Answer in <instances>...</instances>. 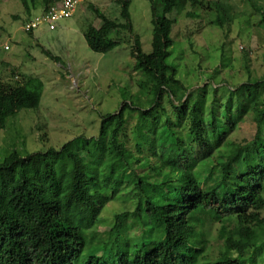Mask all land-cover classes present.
<instances>
[{
    "label": "trees",
    "instance_id": "1",
    "mask_svg": "<svg viewBox=\"0 0 264 264\" xmlns=\"http://www.w3.org/2000/svg\"><path fill=\"white\" fill-rule=\"evenodd\" d=\"M20 1L30 20V7ZM148 1L149 54L134 36L131 0H116L122 22L90 6L102 25L89 26L84 39L99 54L117 48L123 34L133 39L149 107L124 102L101 116L95 138L79 136L27 156L14 151L0 163V264H262L264 73L234 88L189 91L170 62L176 22L170 16L190 8L186 15L199 19L197 11L210 3ZM19 80H0L1 130L20 111L41 105L43 82L24 74ZM127 109L136 115L131 147L123 139ZM245 123L254 132L240 140ZM113 201L125 210L98 239L99 217ZM205 224L218 226L217 252L201 231Z\"/></svg>",
    "mask_w": 264,
    "mask_h": 264
},
{
    "label": "rangeland",
    "instance_id": "2",
    "mask_svg": "<svg viewBox=\"0 0 264 264\" xmlns=\"http://www.w3.org/2000/svg\"><path fill=\"white\" fill-rule=\"evenodd\" d=\"M45 1L26 0L33 19L41 15L40 8L56 0H47L48 4ZM205 2L210 3L211 9L197 11L199 19L186 15L190 8L170 16L176 21L170 62L176 66L178 78L193 91L204 85L234 88L246 82L249 76H262L264 0ZM215 4L222 8L217 9ZM89 6L96 7L111 20L122 22L116 0H89L81 4L75 16L60 21L57 31H50L44 24L30 35L23 30L29 17L22 1L0 0V80L13 83L15 76L21 80L24 74L38 77L44 84L39 109L20 111L7 120L5 129H0V163L14 151L27 156L51 147L60 149L79 136L95 138L99 134L101 116L117 113L124 102L149 107L148 92L142 94L138 86L143 75L135 68L132 38L121 35L118 47L107 54L88 48L84 32L89 26L102 25ZM130 14L134 36L139 37L143 52L149 54L153 38L149 1L131 0ZM5 45L10 48L8 51L4 50ZM47 53L57 57L59 62ZM126 116L123 139L131 147L136 115L127 109ZM253 132L254 127L245 123L236 137L251 139ZM124 207L120 201L110 202L105 207L96 227L98 239L106 238L105 232L114 215L124 211ZM217 229V225L206 224L201 228L214 252L221 245ZM136 232L134 228L132 235ZM108 253L109 250L105 255ZM262 254L264 264V252Z\"/></svg>",
    "mask_w": 264,
    "mask_h": 264
},
{
    "label": "built area",
    "instance_id": "3",
    "mask_svg": "<svg viewBox=\"0 0 264 264\" xmlns=\"http://www.w3.org/2000/svg\"><path fill=\"white\" fill-rule=\"evenodd\" d=\"M85 0H61L59 4L51 5L46 12L40 16L31 18L26 21L23 30L27 33L35 32L42 25L46 24L50 31H56L60 21L68 20L74 16L78 6ZM8 45L4 46V50L8 51ZM18 77H16V80Z\"/></svg>",
    "mask_w": 264,
    "mask_h": 264
},
{
    "label": "crops",
    "instance_id": "4",
    "mask_svg": "<svg viewBox=\"0 0 264 264\" xmlns=\"http://www.w3.org/2000/svg\"><path fill=\"white\" fill-rule=\"evenodd\" d=\"M86 2H88L89 0H85ZM44 2V1H43ZM60 2H59V0H56L53 4H51V5H55V4H59ZM82 4V3H81ZM81 4L78 6V8H77V10L79 9V7L81 6ZM39 7H40V5H39ZM90 7V6H89ZM82 8V7H81ZM45 9H46V7L45 6H43L42 8H40V14H42L44 11H45ZM77 10H76V12H77ZM85 10V9H84ZM85 12V11H84ZM87 12V11H86ZM76 14V13H75ZM75 14H74V16H75ZM97 27H99V26H97ZM60 28V26L58 25V28H57V30ZM56 30V31H57ZM34 33V32H33Z\"/></svg>",
    "mask_w": 264,
    "mask_h": 264
}]
</instances>
